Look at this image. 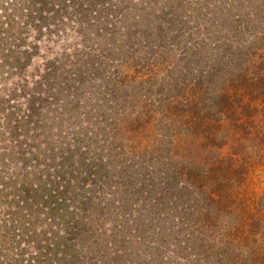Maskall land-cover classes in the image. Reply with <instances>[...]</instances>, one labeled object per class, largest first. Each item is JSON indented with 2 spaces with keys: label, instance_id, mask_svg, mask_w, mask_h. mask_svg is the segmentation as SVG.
I'll return each instance as SVG.
<instances>
[{
  "label": "trees",
  "instance_id": "1",
  "mask_svg": "<svg viewBox=\"0 0 264 264\" xmlns=\"http://www.w3.org/2000/svg\"><path fill=\"white\" fill-rule=\"evenodd\" d=\"M70 1H76L86 24L73 16ZM250 1L258 0H0V207L6 206L0 264H224L221 245L233 240L231 231L242 223L201 227L194 236L192 228L185 232L192 225L185 206L175 203L151 214L147 207L155 196L147 187L164 179L137 176L147 157H139L138 135L127 129L133 118L147 124L148 111L142 112L138 101L141 112L135 110L127 76L107 81L100 75L95 82L90 75L98 69L94 59L115 61L117 54L137 52L151 40L163 48L162 55L156 52L163 68L171 65L166 59L173 51L185 62L178 69L187 75L199 50L187 44L185 32L194 28L200 39L206 19H234L241 4ZM44 35L46 41L74 37L72 48L80 36L76 44L82 52L73 48L75 60L36 66L35 71H45L31 72L28 80L26 61ZM59 70L53 78L51 73ZM161 76L167 87L173 78ZM163 129L169 140L160 141L170 153L171 135L181 131ZM7 225L25 232L27 245L19 246L15 257L4 247ZM150 232L156 240H145ZM215 238L220 246L211 249ZM169 249L177 259L166 255Z\"/></svg>",
  "mask_w": 264,
  "mask_h": 264
},
{
  "label": "rangeland",
  "instance_id": "2",
  "mask_svg": "<svg viewBox=\"0 0 264 264\" xmlns=\"http://www.w3.org/2000/svg\"><path fill=\"white\" fill-rule=\"evenodd\" d=\"M241 5L244 8L241 7L240 14H235L234 19H218L217 23L211 18L206 19L204 36L200 39L193 33L194 28L185 32L183 37L187 44L199 50L187 75L178 69L185 62L173 51H168L171 59L165 58L171 65L163 68L156 59L158 53H164L163 48L151 40V43L143 42L137 52L117 54L115 61L103 64L94 59V67L98 69L90 76L95 77V82L100 80V75H105L107 81L127 76L131 80L129 95L135 110L148 111L147 124L142 125L137 118L127 124V129L138 135V144L142 145L138 150L139 157H147L143 162L144 169L137 176L149 173L155 180L160 176L164 179L156 187L154 184L147 187L153 189L157 200L151 202L148 211L154 215L156 210L171 208L175 203L185 206L189 209L186 216L192 222L185 232L191 233L192 228L194 236L200 234L201 227H215L213 224L236 227L242 223L241 227H236L237 231H231L233 240L221 245L225 251L223 263L264 264V5L260 0ZM67 6L73 16L81 20V25L86 24L77 11L76 1L68 2ZM256 10L260 12L258 15ZM249 12L253 14L249 15ZM189 19L196 18L190 15ZM79 37L75 36L77 41L73 48H78L81 54L82 47L76 44ZM53 39L46 41L44 35L38 41L37 50L26 61L29 64L24 74L28 75V80L33 79L31 72L35 76L44 72L34 68L48 67V60L60 65L67 57L76 59L70 45L74 37L55 36ZM130 43L137 44L136 40ZM170 66L172 71H177L171 72ZM58 73L61 71H55L51 76ZM161 75L173 78L167 87ZM8 81L14 80L10 77ZM176 87L182 91L176 93ZM130 88H133L132 92ZM92 93L88 91L87 95L92 96ZM136 101L141 103L139 109ZM136 126H139L137 132L131 130ZM165 127L170 134L177 128L181 131L180 135L178 132L171 135L174 142L170 153L163 148L168 145L160 141L169 140V136L161 134ZM188 130L189 139L185 132ZM131 169L136 170L135 167ZM4 205L2 203L5 209ZM2 206L0 223L4 219ZM7 226L10 229L4 247H8L5 250L9 256L15 257L19 255V246L27 245L25 232L21 226L15 229ZM41 226L37 224V229ZM4 229L1 228L0 233ZM145 240H156V234L150 232ZM213 241L216 244L211 249L218 248L217 239ZM166 255L178 258L170 249ZM131 257L136 259L134 255ZM229 257L233 258L232 262Z\"/></svg>",
  "mask_w": 264,
  "mask_h": 264
}]
</instances>
